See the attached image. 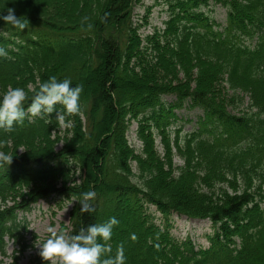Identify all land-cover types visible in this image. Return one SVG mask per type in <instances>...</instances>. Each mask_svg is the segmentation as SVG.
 <instances>
[{"label":"trees","instance_id":"obj_1","mask_svg":"<svg viewBox=\"0 0 264 264\" xmlns=\"http://www.w3.org/2000/svg\"><path fill=\"white\" fill-rule=\"evenodd\" d=\"M141 1L0 0L26 24L0 20V92L21 86L30 98L28 85L52 75L83 86L64 125L54 111L0 129V152L13 156L0 165L4 257L9 244L27 246L25 214L60 198L75 200L69 235L115 216L111 253L134 236L142 264H264V0H167L165 29L147 36L134 16ZM133 122L144 155L128 142ZM89 190L95 212L81 213ZM172 214L214 224L210 247L174 236Z\"/></svg>","mask_w":264,"mask_h":264},{"label":"clouds","instance_id":"obj_2","mask_svg":"<svg viewBox=\"0 0 264 264\" xmlns=\"http://www.w3.org/2000/svg\"><path fill=\"white\" fill-rule=\"evenodd\" d=\"M0 20L21 30L26 28L24 20L21 16L18 17L11 7L6 9V14L0 11ZM0 57H9V52L2 46ZM28 90L34 92L30 98L28 91L21 86L8 85L0 92V129L12 132L14 126L23 124L26 118L32 122L36 117H47L50 121V114L54 111L55 120L64 125L66 115L80 111L79 101L83 86L73 85L70 78L58 79L52 75L46 81H38L36 88L28 85ZM25 101H29L27 105ZM57 105H61L62 110L57 108ZM12 159V155L0 152V165L5 163L9 165ZM96 196L95 190L81 194L78 200L81 213L95 212L93 202ZM118 224L117 217L111 216L103 222L81 227L78 232L71 235L63 231L58 232L54 226L49 225L46 229L48 237L37 244L39 254L52 264H126L123 243L117 245L115 254H110L112 248L108 242L113 236L114 226Z\"/></svg>","mask_w":264,"mask_h":264},{"label":"rangeland","instance_id":"obj_3","mask_svg":"<svg viewBox=\"0 0 264 264\" xmlns=\"http://www.w3.org/2000/svg\"><path fill=\"white\" fill-rule=\"evenodd\" d=\"M167 0H142L135 9V20L143 23L142 29L140 33L143 36H147L153 32V30L160 28H164L163 22L167 21L169 17L168 7L166 6ZM218 18L216 20H223L225 17V11L219 7L217 8ZM170 102L171 99L167 98ZM190 115L191 118H194L193 111L187 112L186 109L178 111V114ZM193 124H186L182 128L188 132L191 130ZM138 124L136 122L131 123L130 129L127 132V139L129 144L136 150L137 154L144 155L145 144L138 138L137 135ZM153 140H149V145L151 146ZM153 145V144H152ZM61 148V145L58 146ZM154 154L156 156L162 158L164 155V148H162V144L160 143V138H156L155 146L152 148ZM176 154V153H175ZM174 168H179L182 166V161L176 155L172 158ZM75 200H65L61 201L59 198L53 199L51 202H43L37 205L31 215L29 216V235L27 236V246L23 247L20 250H14L13 247H9L8 249V258H3L0 255V262L3 264H52L51 261L44 260L39 254V247L37 244L46 239L49 233L46 231L49 225L54 226L56 230L63 231L66 234H70L72 230V215L74 210ZM155 213L156 216L161 218V215L156 211L155 207L152 205L145 206V209H148ZM171 220L175 225L174 235L178 237H185L190 234L194 236V238L198 239L201 243H205L206 240L203 237H198L199 235H203L205 233L213 232L211 228V224L205 222H188L186 219H182L177 217L176 215L171 216ZM161 221H158L160 224ZM117 232H120L118 230ZM115 232L113 231V236ZM131 238V237H130ZM114 245L123 243L125 256H126V264H142L145 259L146 252L144 251L143 255L140 257V251L142 250V246L140 247V243L134 242L133 237L131 239H127L126 237L120 239H116ZM149 252V251H148ZM113 254V253H110ZM139 256V257H138Z\"/></svg>","mask_w":264,"mask_h":264}]
</instances>
